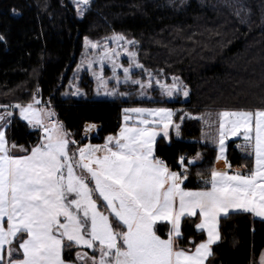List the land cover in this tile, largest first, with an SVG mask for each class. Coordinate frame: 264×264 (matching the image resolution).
<instances>
[{"label":"snow or ice","instance_id":"6c2138e0","mask_svg":"<svg viewBox=\"0 0 264 264\" xmlns=\"http://www.w3.org/2000/svg\"><path fill=\"white\" fill-rule=\"evenodd\" d=\"M90 2L75 0L77 11L83 15ZM111 39L131 58L130 66L121 64V52L107 44L98 60L86 59L81 64L92 70L103 94H118L107 89L105 60L111 63L117 84L122 68L124 83L151 88V75L147 84L132 79L134 67L143 69L137 53L128 48L135 41L123 35ZM86 43L92 49L101 47L99 42ZM97 63L99 71L94 69ZM155 82L168 97L189 95L179 78L174 77L171 85ZM76 94H81L78 89ZM40 104L34 98L27 105L13 106L28 125L42 133L30 149L20 146L24 155L14 154L18 146L7 140V121L0 115L4 121L0 126V264H206L213 255L212 246L221 238L222 217L248 213L264 220V108L217 114L213 138L219 148L217 159H224L231 169L226 141L242 135V147L254 157L253 169L231 173L212 169L204 187L192 190L184 186L189 173L185 157L179 158L183 171L178 172L155 151L158 136L168 137L170 129L180 136L181 124L175 123L173 109L126 108L117 135H109L103 145L81 147L55 111ZM189 118L207 124L203 116ZM184 119L182 115L181 123ZM95 127L89 125L86 131ZM195 163V158L189 161ZM193 217L199 220L195 228L206 232L207 238L190 241L193 247L188 249L179 242L182 224ZM161 227L167 238L159 234ZM73 249L75 258L66 259Z\"/></svg>","mask_w":264,"mask_h":264},{"label":"trees","instance_id":"16d2710c","mask_svg":"<svg viewBox=\"0 0 264 264\" xmlns=\"http://www.w3.org/2000/svg\"><path fill=\"white\" fill-rule=\"evenodd\" d=\"M0 35V105L29 104L39 94L54 105L56 118L77 146L84 144L79 140L90 124L98 126L92 143L116 134L125 107L164 106L185 109L194 117L207 114L215 128L219 112L264 108V0H91L81 18L73 0H0ZM114 35L135 41L131 46L144 71L167 82L179 78L188 98H65L66 85L88 56L85 40L103 44ZM83 85L91 94L93 86ZM201 135L202 120L187 118L180 138H160L156 144L157 157L173 171L181 172V156L202 157L201 164H187L188 189L203 187L201 179L210 178L216 163L217 148L205 145ZM9 136L30 149L41 133L15 111ZM236 144H228V163L253 169L254 159L241 154ZM197 220L182 224L181 247L205 239L195 228ZM220 231L221 240L207 264H260L264 220L248 213L230 214L221 218ZM159 234L167 238L163 227ZM74 258L75 249L71 256L66 253V259Z\"/></svg>","mask_w":264,"mask_h":264},{"label":"rangeland","instance_id":"374dc122","mask_svg":"<svg viewBox=\"0 0 264 264\" xmlns=\"http://www.w3.org/2000/svg\"><path fill=\"white\" fill-rule=\"evenodd\" d=\"M73 3L76 6L75 0H73ZM76 9H77V6H76ZM87 9H88V7H87ZM77 14H78V16L80 18L83 16L78 11H77ZM112 37H110L105 43L100 44L101 47L100 48H97V49H92L90 46H88L86 42L87 41H90V40L89 39H86L85 42H84V44H85V48H86V51H87L88 56H86L85 60L86 59L87 60H92V59H97L98 60L99 57L103 54L102 53L103 45L104 44H107L109 48L117 49L118 51L121 52V55L118 57V60H119V62L121 64H123L125 67L130 66V64H131V58L126 53H124L123 48H120L116 44V42L111 39ZM128 48H129L130 51L135 52V50H133V48H132L131 45H128ZM136 59L138 61V57ZM138 63H139V61H138ZM79 69H80L79 71L76 70L73 73L72 81L69 84L66 85L67 87L65 88V92L63 93V95H64L65 98L81 99V98H88V97H90V98H92L94 100H98V101H109V100H113V99H117V98H122L124 100H127V98H128L130 101H134V102L135 101L143 102L145 100H149V101L167 100L169 102H176V101H179V100L184 101V100H186L188 98V97H184L182 95V93L174 94L172 97L166 96L163 93V91L161 90L160 85L157 84L155 81L159 80L161 84H165L166 83L167 85H171L173 83V80H171L170 82H167L166 80L155 78L154 76H152V74L148 73L147 71H144L143 69L136 68V67H134L132 69V79H134V80H141L145 84H147L149 75H151L152 78H153V83H152V87L151 88L145 87V88L142 89L139 85L134 84L131 81H129L128 83H124L123 82V80H124V74H123V69L122 68L119 69V73H118L121 82L119 84H117L116 80L113 78L112 65L107 60L104 61V71H103V76H104L105 80L108 81L107 89L108 90H116L118 94L115 95V96H112V95H104L103 94V91L104 90L101 87V85L98 83L96 77L93 75L92 70H89L87 67H83L82 68L81 66H80ZM94 69L96 71H99V64L98 63L96 65H94ZM90 80H92V82ZM89 81H90V83H89ZM83 82H86L89 85L93 86L92 87V93L91 94H89L87 92V89H86L85 85H83ZM181 86L183 87L184 85L181 83ZM98 88L101 89L99 92H98ZM77 89L79 90V92L81 94H79V95L76 94L77 93ZM130 96H133V99L130 98ZM35 98L36 99H39L41 101V104L39 105L40 107H47V108H50V109H53L54 108V105H51L49 103L44 102L41 99V97H40L39 94H36L35 95ZM13 105H16V104H13ZM13 105H11V106H13ZM23 105H27V104H23ZM11 106L6 107V108L5 107H0V115H6L8 117L7 113L11 112V109H10ZM160 107H164V106H141V105H138V106H132V107H125L124 109H126V108H160ZM164 108H169V107H164ZM170 109H173L175 111L176 115L174 117V121H175V123L181 124V127H182V124H183V122H184L185 119L189 118V116L194 117L191 112H189V111H187L185 109L184 110L181 109V108H170ZM14 113H13V115H14ZM13 115H12V118H13ZM124 115L125 114H124V111H123L121 127L124 125ZM182 115L185 116V119L181 123L180 117ZM203 117H205L207 119V124L205 123L204 120H202V133H203V138L206 140L205 142L210 143V144H214L213 143V138H214L215 133H216V128L214 126H212V124H211L213 122L212 117L210 115H207V114H204ZM12 118H11V120L9 119L11 122H12ZM133 120H135L134 114H133ZM131 123H132V121H129V124L130 125H131ZM88 126H86L85 129H87ZM4 130H5V135H6L7 134L6 133V127L4 128ZM97 131H98V126H96L94 128V133L95 134L94 133H90V134L91 135L92 134L96 135ZM118 133H119V131L116 134H111V135H117ZM94 135H92V136H94ZM92 136H91V138H92ZM108 136H106V138ZM174 136H177L176 133H175V130L174 129H170L169 130V136L168 137H163V135L158 136L157 137L156 144H157V142H158V140L160 138H164L166 141H169L171 139V137H174ZM180 137H181V129H180V136L178 138H180ZM240 137L243 138L242 135L239 136L238 138H240ZM6 138H7V135H6ZM106 138H105V140H104L103 143H99L98 144V143H92V141H88V142L82 144L81 147L84 146V145H87V144L103 145L106 142ZM231 140L232 141H236L237 139H236V137H230L226 141V144H229L231 142ZM201 141H202V135H201ZM243 144H245V142ZM214 146H216V148L218 150V153H217V157H218L219 156V148H218V145H215L214 144ZM155 150H156V145H155ZM225 156H226V159H227V147H226ZM194 158L196 159V163L195 164H189V161L193 160ZM227 162H228V160H227ZM201 163H202V157L200 155H197V156L193 157L190 160L188 159V161L185 163V166L186 167H188V166H196V165L201 164ZM187 164H188V166H187ZM214 169L220 170V171H229V172L231 170V169L227 168V165H226V162H225L224 159H217V158H216V163H215ZM182 171H183V168L181 169V172ZM203 181L204 180L201 179V182L202 183H203ZM192 190H196V189H192ZM256 218H258V217H256ZM192 219H197V218L193 217ZM197 221L199 222V220H197ZM219 232H220V237H221L220 222H219ZM204 234H205V239H206L207 238L206 232H204ZM220 240H221V238H220ZM216 244H214L212 246V249H213V247ZM192 247H193V244L191 246L184 247V248L190 249ZM262 256H264V254H262L261 257ZM209 258H208V260H209ZM208 260L206 261V264L208 263ZM260 264H261V258H260Z\"/></svg>","mask_w":264,"mask_h":264},{"label":"crops","instance_id":"0c3cea01","mask_svg":"<svg viewBox=\"0 0 264 264\" xmlns=\"http://www.w3.org/2000/svg\"><path fill=\"white\" fill-rule=\"evenodd\" d=\"M14 106V105H13ZM13 106H11V113H12V115H13V113L16 111L17 113H18V115H19V110L18 109H15ZM220 113V112H219ZM12 115L11 116H6V115H4L5 116V120L7 121V124H6V126H4V121H0V126H4V128L6 127V135H7V140L9 141V143L10 144H12V143H14V142H12V140H11V138H10V136H9V129H10V126H11V118H12ZM19 117H20V115H19ZM10 119V120H9ZM20 119L22 120V121H24L25 123H27L25 120H23L21 117H20ZM28 124V123H27ZM30 126V125H29ZM31 127V126H30ZM31 129L33 130V131H39L40 133H41V131L40 130H38V129H34V128H32L31 127ZM41 137H42V133H41ZM239 137V136H238ZM238 137H236V141H237V144H236V148L239 150V152L241 153V154H243V155H246V156H249V157H252L253 159H254V157L251 155V151H245L244 150V148L242 147L244 144V139L243 138H238ZM206 140L203 138V133H202V142L203 143H205V145H208V146H212V147H216V146H214V144H210V143H207V142H205ZM232 141V140H231ZM230 142V141H229ZM228 142V143H229ZM18 146V145H17ZM226 147L228 148V144H226ZM19 148H20V146H18L17 147V149H14L13 150V152H14V154L15 155H24L25 153H23V152H20L19 151ZM25 148V147H24ZM250 150V149H249ZM237 170H239V171H242V172H248L247 171V169H246V167H236V168H231V170H230V173L231 172H234V171H237ZM209 179V178H208ZM203 180H207V179H203ZM202 186L204 187V184L202 183ZM197 190V189H196ZM254 216V215H253ZM259 219H261V218H259ZM191 241H193V240H191ZM87 251H90V252H92V250H87ZM262 254H264V251H263V253ZM261 254V255H262ZM261 258V257H260Z\"/></svg>","mask_w":264,"mask_h":264},{"label":"built area","instance_id":"2783aa9c","mask_svg":"<svg viewBox=\"0 0 264 264\" xmlns=\"http://www.w3.org/2000/svg\"><path fill=\"white\" fill-rule=\"evenodd\" d=\"M90 133H94V129H92L91 131H86V129L83 131V134H82V136H81V138H80V140H79V142L80 143H86V142H88V141H91L92 140V138H93V136L92 135H94V134H90ZM91 136H92V138H91ZM183 157H185V161L187 160L188 161V158H187V156L186 155H184ZM190 160V159H189ZM186 163V162H185ZM185 166V165H184ZM183 168V167H182Z\"/></svg>","mask_w":264,"mask_h":264}]
</instances>
